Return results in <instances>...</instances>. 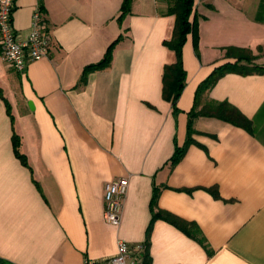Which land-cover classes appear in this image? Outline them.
<instances>
[{
  "label": "crops",
  "instance_id": "0c3cea01",
  "mask_svg": "<svg viewBox=\"0 0 264 264\" xmlns=\"http://www.w3.org/2000/svg\"><path fill=\"white\" fill-rule=\"evenodd\" d=\"M16 0L13 26L31 31L40 9L49 54L17 72L0 42V264L106 261L118 240L144 243L150 264H264V74H224L201 100L227 101L247 129L215 115L194 121L200 84L247 48L264 65L262 0H195L198 39L183 47L186 83L175 109L163 95L175 16L159 0ZM259 14L262 19H259ZM110 65L90 71L109 45ZM240 64H250L246 60ZM127 177L121 223L105 218L106 183ZM199 228L206 246L173 223Z\"/></svg>",
  "mask_w": 264,
  "mask_h": 264
},
{
  "label": "trees",
  "instance_id": "16d2710c",
  "mask_svg": "<svg viewBox=\"0 0 264 264\" xmlns=\"http://www.w3.org/2000/svg\"><path fill=\"white\" fill-rule=\"evenodd\" d=\"M133 0H124L121 8L122 18L125 14L131 11ZM160 3L165 6V13L168 15H174L175 25L173 29L172 37L166 40L165 44L177 55V60L174 63L167 64L164 70L163 76V95L167 99L173 101L176 110L179 108L176 102L185 87L186 70L183 65V47L187 40L188 34L193 32L195 39H198V19L195 14V0H159ZM261 11H264V0H262ZM259 19L262 17L259 14ZM119 39L112 42L104 57L95 63L88 64L84 68L83 78L93 70H98L110 65L112 59V53L116 42ZM228 54L234 55L238 60L236 62H226L218 66L199 86L196 93V102L193 109L190 111L189 123H188V137L183 146H177L174 155L171 160L173 164H176L186 153L190 144L194 142L193 135L195 133L194 121L197 117L203 114L215 115L224 120L240 125L247 129L251 127V120L245 116L237 107L233 106L227 101H209L200 110L198 107L201 104L204 93L209 90L215 83L226 73L238 72L244 74L260 73L264 74V65L253 63L255 55L247 48H241L236 46L227 47ZM246 60L250 64H240V61ZM159 191L155 190V194L152 201L153 207V219L162 217L167 221L173 223L190 236L198 239L205 246V240L199 234V228L194 226L193 223L180 219L170 213L156 211V202Z\"/></svg>",
  "mask_w": 264,
  "mask_h": 264
},
{
  "label": "built area",
  "instance_id": "2783aa9c",
  "mask_svg": "<svg viewBox=\"0 0 264 264\" xmlns=\"http://www.w3.org/2000/svg\"><path fill=\"white\" fill-rule=\"evenodd\" d=\"M16 0H0V42L5 59L17 72L27 71L30 61L39 60L49 54L51 36L40 9L33 16L31 31L21 35L13 26V11ZM129 186L127 177H120L106 183L105 218L112 225L121 223L124 198ZM87 264H150L145 256V244H130L118 240V251L110 259Z\"/></svg>",
  "mask_w": 264,
  "mask_h": 264
}]
</instances>
